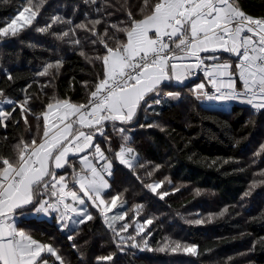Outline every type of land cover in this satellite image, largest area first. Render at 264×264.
Returning <instances> with one entry per match:
<instances>
[{"label":"trees","instance_id":"16d2710c","mask_svg":"<svg viewBox=\"0 0 264 264\" xmlns=\"http://www.w3.org/2000/svg\"><path fill=\"white\" fill-rule=\"evenodd\" d=\"M155 2L150 0V4ZM236 2L246 15L264 18V0ZM26 4L27 0H0V27L10 23ZM142 6L143 0H47L32 26L22 28L15 37L0 38V89L4 97L16 102L31 96L28 106L33 113L25 125L17 108L15 120L8 121L7 128L0 127V155L15 159L14 146L21 139L39 142L43 118L37 121L36 115L46 111L49 102H88L89 92L104 75L103 62L96 57H103L107 49L98 37L111 47L116 46V39L126 42L125 34L112 25L129 26V11L134 19H141L147 14V10L141 13ZM56 16L71 23L54 24L46 33L36 30ZM93 20L101 21L94 28L97 35L76 27L86 24L92 29L89 21ZM64 32L69 35L62 37ZM230 56L225 53L223 59ZM57 61L59 67L38 75ZM236 63L237 58L232 59L233 70ZM193 84L164 83L159 95L148 98L151 107L143 105L129 123L106 121L104 131L110 139L98 135L94 140L113 160V175L107 176L110 188L103 195L109 201L120 196L118 207L109 216L128 213L125 221L117 222V226L130 225L121 233L124 242L118 246L115 241L119 238L114 241V233L92 207L94 219L77 228L62 231L56 213L51 217L37 213L21 219L19 226L57 248L66 264H264V109L236 103L225 108L202 105L193 93ZM168 92H179L181 98L172 100ZM155 99L161 102L155 104ZM150 124L159 127H148ZM120 128L125 129L139 162L146 165L137 168L135 175L114 158L123 143L116 131ZM74 157L71 162L79 171L78 156ZM148 172H152L150 177ZM72 173L73 168L65 167L57 174L71 181ZM160 181L164 183L157 191L168 193L163 199L146 187ZM69 187L77 186L70 183ZM137 205L142 206L138 213ZM148 219L153 223L137 234V226ZM196 220L204 222L197 224ZM69 234L75 236L73 241L67 239ZM129 235L134 240H128ZM177 242L197 245L199 254L171 251ZM133 243L138 247H132ZM108 255H113L112 261H97Z\"/></svg>","mask_w":264,"mask_h":264},{"label":"snow or ice","instance_id":"6c2138e0","mask_svg":"<svg viewBox=\"0 0 264 264\" xmlns=\"http://www.w3.org/2000/svg\"><path fill=\"white\" fill-rule=\"evenodd\" d=\"M44 3L45 0H39L37 4L27 0L29 6L23 7L10 23L0 27V38L15 37L22 28L32 26ZM145 10L147 14L138 20L129 11L130 25L127 27L112 25L117 32L125 34L126 42L116 39V46L111 47L102 36L98 37L107 49L103 57H96L103 62L104 75L89 92L88 102H49L46 111L36 115L37 121L43 118V134L39 142L36 138L31 142L21 139L14 146L15 159L0 155V264H66L52 244L17 226L15 217L29 207L38 214L56 213L63 231L93 220L90 205L100 212L108 229L114 233V241L119 238L115 241L118 246L124 242L125 237L121 233L126 232L130 225L124 222L117 226V222L125 221L128 213L118 211L109 216L108 213L118 207L120 196H112L109 201L103 195L110 188L105 175H113V160L94 139L97 133L106 141L110 139L104 131L106 121L129 123L143 105L151 107L148 98L151 94L159 95L165 82L174 80L183 83L200 71L207 84L214 89V94L210 95L202 82L193 89V93L198 94L197 98L240 100L257 111L264 109V18L246 15L236 0H156L154 4L143 0L140 11L144 13ZM59 23L71 21L56 16L49 25L36 30L46 33ZM89 23L93 25L92 29H88L86 24L76 27L97 35L94 28L101 21ZM68 35V32L62 33V37ZM104 36H107V30ZM74 43L79 44L80 41L75 40ZM217 52L237 58L234 70L230 62H220L215 55ZM202 53L209 55L202 56ZM60 63L46 65L38 75H47L49 69L59 67ZM7 79L11 81L13 77L9 74ZM4 95V90L0 89V97ZM166 95L172 100L181 98L179 92H168ZM30 100L29 95L21 102L0 99V104L14 105L11 110L0 107V127L7 128V122L15 120L13 113L17 108L24 124L28 125V116L33 115L28 106ZM153 102L159 104L161 101L155 99ZM37 127L39 130V125ZM148 127L159 125L150 124ZM116 131L123 143L114 153V158L135 175L137 168L142 169L146 165L139 162L135 149L129 146L130 138L124 135L125 129ZM89 149L92 151L79 156L80 169L76 171L69 157L86 153ZM261 151H264V145ZM100 161L104 163L98 167ZM66 166L73 168L71 181L57 174L56 170ZM147 175L150 177L152 172ZM70 183L77 187H69ZM163 183H151L146 187L163 199L168 193L157 191ZM69 200L71 202H67ZM141 208L137 205L135 211L138 213ZM203 222L194 221L197 224ZM152 223L148 219L144 225H138L137 234ZM67 239L73 241L75 236L69 234ZM127 239L134 240V237L129 235ZM131 246L138 247L135 243ZM178 250L192 256L199 254L195 244L181 245L177 242L171 251ZM112 260L113 255L97 257V261Z\"/></svg>","mask_w":264,"mask_h":264},{"label":"crops","instance_id":"0c3cea01","mask_svg":"<svg viewBox=\"0 0 264 264\" xmlns=\"http://www.w3.org/2000/svg\"><path fill=\"white\" fill-rule=\"evenodd\" d=\"M150 35H151V33H150ZM215 54H220V55H222V52H217V53H215ZM225 61H226V60H225ZM214 62H215V61H206V63H214ZM220 62H224V61H220ZM228 62H229V61H228ZM188 80H189V79L185 80L184 82H186V81H188ZM237 81H238V78H237ZM173 82H174V83H180V82H176V81H174V80H173ZM184 82H183V83H184ZM202 82H204V83L206 84V86H208V87L210 86V85H208L207 82L204 80L203 74L200 75V78H199L198 84H199V83H202ZM165 83H167V82H165ZM238 86H239V81H238ZM137 112H138V111H137ZM134 118H135V117H134ZM91 151H92L91 149L86 150V153H81V154H79L78 157L76 156V157H77L76 159H77V160L79 161V163H80V158H79V156L85 155V154H87V153H89V152H91ZM72 158H75V157H74V156H70V157H69V160L71 161ZM89 158L92 159L91 156H90ZM93 162L96 163L95 160H94ZM71 163H73V162H71ZM101 163H103V161H100V162L97 164V166L99 167ZM66 167H67V166H66ZM62 169H63V168H62ZM59 170H60V169L56 170L57 173H58ZM108 181H109V180H108ZM36 214H37V213H36L33 209H31V207L24 209L23 212L18 213L17 216L15 217V221H16L17 226L20 227V226H19V222L21 221V219L26 218V217H32V216H34V215H36ZM52 214H53V213H52ZM52 214H50L49 217H51ZM20 228H21V227H20ZM24 230H26V229H24ZM26 231H27V230H26Z\"/></svg>","mask_w":264,"mask_h":264},{"label":"built area","instance_id":"2783aa9c","mask_svg":"<svg viewBox=\"0 0 264 264\" xmlns=\"http://www.w3.org/2000/svg\"><path fill=\"white\" fill-rule=\"evenodd\" d=\"M202 56H206V55H209V53H202L201 54ZM216 56L219 57V59L221 58L220 57V54H215ZM203 74L202 72L200 71H197L193 76L189 77L188 81H195V80H198L200 78V75ZM198 83H196L194 85V88L195 86L197 85ZM210 95L214 94V89L211 88V86L207 87L206 86V89H205ZM198 95V94H196ZM203 104H210V103H225V102H228V103H237V104H242V105H248L246 103H243L241 102L240 100H216V99H207L203 96H199L198 98ZM250 106V105H249Z\"/></svg>","mask_w":264,"mask_h":264},{"label":"rangeland","instance_id":"374dc122","mask_svg":"<svg viewBox=\"0 0 264 264\" xmlns=\"http://www.w3.org/2000/svg\"><path fill=\"white\" fill-rule=\"evenodd\" d=\"M39 2V0H33V3L34 4H37ZM46 2H47V0H45V3H44V5L40 8V10L45 6V4H46ZM26 6H29L28 4H26L25 5V7ZM22 10V9H21ZM40 12V11H39ZM18 15V13L16 14V15H14V17L12 18V19H14L16 16ZM17 23L18 24H21L22 22L21 21H17ZM6 98H10V97H4V98H2V99H6ZM10 99H12V98H10ZM13 100V99H12ZM14 101V100H13ZM7 106H10V105H6V104H0V107H3V108H6ZM221 107H228L227 105H222ZM74 118V117H73ZM86 131H88L87 129H86ZM97 135V134H96ZM103 164V163H102ZM105 179H107L108 180V177H107V175H105ZM67 202H71L70 200L69 201H67ZM90 209H91V206L89 205V211H90ZM91 212V211H90ZM60 226H61V224H59ZM70 228H72V227H70Z\"/></svg>","mask_w":264,"mask_h":264},{"label":"water","instance_id":"95a60500","mask_svg":"<svg viewBox=\"0 0 264 264\" xmlns=\"http://www.w3.org/2000/svg\"><path fill=\"white\" fill-rule=\"evenodd\" d=\"M1 42V41H0Z\"/></svg>","mask_w":264,"mask_h":264}]
</instances>
